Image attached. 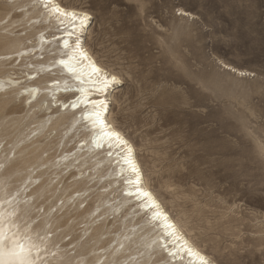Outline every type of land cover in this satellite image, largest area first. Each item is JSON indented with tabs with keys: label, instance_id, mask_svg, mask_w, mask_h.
Instances as JSON below:
<instances>
[{
	"label": "rangeland",
	"instance_id": "374dc122",
	"mask_svg": "<svg viewBox=\"0 0 264 264\" xmlns=\"http://www.w3.org/2000/svg\"><path fill=\"white\" fill-rule=\"evenodd\" d=\"M60 1L91 15L85 47L122 80L109 99L110 119L133 144L144 180L168 214L215 264H264V0ZM28 19L0 10V34L23 36ZM17 47L0 39V53ZM11 56L17 63V53ZM27 108L18 98L0 106L1 127L9 128L1 145L36 133L41 116L30 118ZM76 139L57 137L42 156L57 162ZM53 170L46 176L60 183L46 203L66 200L60 212L72 215L73 228L64 240L98 227L90 241L95 252L111 251L132 228L125 222L134 208L121 221L110 211L96 215L106 199L119 200V183L105 198L103 178L93 176L84 191L73 183L78 176H68L72 167ZM85 205L87 213H75ZM138 246L114 253L110 264L131 262Z\"/></svg>",
	"mask_w": 264,
	"mask_h": 264
},
{
	"label": "bare ground",
	"instance_id": "6f19581e",
	"mask_svg": "<svg viewBox=\"0 0 264 264\" xmlns=\"http://www.w3.org/2000/svg\"><path fill=\"white\" fill-rule=\"evenodd\" d=\"M0 10L30 21L23 36L0 34L4 44L18 46L15 51L0 53V106L18 98L27 105L30 118L41 116L31 138L28 133L10 146L8 142L1 145L0 140V264H110L114 253L134 244H139L134 252L139 256L126 264H143L153 255H160L154 264H215L168 214L145 182L133 144L110 119L109 99L122 80L85 47L83 35L90 27L91 15L60 0H0ZM70 13L78 17L87 14L88 22L81 26ZM14 52L17 63L11 56ZM21 66H25V74L16 76ZM225 69L243 72L230 66ZM1 126L0 137L9 133L8 127ZM64 136L66 140L77 138L75 145L57 162L44 158L45 147ZM104 144L113 146L99 149ZM50 167L54 174L72 167L68 176H78L73 183L85 187L93 176L96 182L103 178L101 187H110L105 198L119 183V200L115 201L119 196L106 199L96 215L110 211L114 221H121L134 208L125 222V228H132L116 239L111 251L95 252L90 241L97 236L98 227L84 239L79 234L64 240L67 230L73 228L68 225L72 215L67 210L60 212L66 200L60 206L46 203L47 193H54L60 183L52 184L46 176ZM61 187L57 199L64 191ZM75 210L85 214L88 206ZM137 214L142 216L135 218ZM83 230L85 234L88 228Z\"/></svg>",
	"mask_w": 264,
	"mask_h": 264
},
{
	"label": "snow or ice",
	"instance_id": "6c2138e0",
	"mask_svg": "<svg viewBox=\"0 0 264 264\" xmlns=\"http://www.w3.org/2000/svg\"><path fill=\"white\" fill-rule=\"evenodd\" d=\"M68 15H70L73 18V20L79 19L80 20V23H81V26H83L84 24H86L88 22V16H87V14H84L83 16H79V17L76 16L75 13H70ZM60 63L63 64L65 62L64 61H60ZM94 71H98V70L94 69ZM115 79H116L115 77H112V82H114ZM74 107H75V105H74ZM261 151H264V145L261 146ZM145 195H147V194H145ZM19 248H20V251L22 252L23 251V245H20ZM21 264H23V262H21Z\"/></svg>",
	"mask_w": 264,
	"mask_h": 264
}]
</instances>
